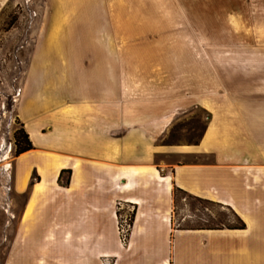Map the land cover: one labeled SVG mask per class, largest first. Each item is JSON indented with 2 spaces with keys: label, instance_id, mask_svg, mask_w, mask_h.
I'll return each instance as SVG.
<instances>
[{
  "label": "rangeland",
  "instance_id": "374dc122",
  "mask_svg": "<svg viewBox=\"0 0 264 264\" xmlns=\"http://www.w3.org/2000/svg\"><path fill=\"white\" fill-rule=\"evenodd\" d=\"M24 88L38 100L41 140L72 158L160 172L180 160L173 148L199 142L213 116L246 131L258 119L264 146V0H0V264H59L64 235L52 229L63 196L40 203L21 228L30 191L15 190L14 133ZM61 171L64 187L71 173ZM258 209L263 215L264 204ZM113 211L101 224L111 223L126 249L136 209L117 199ZM171 222L236 224L227 209L178 192ZM49 241L51 250L31 248Z\"/></svg>",
  "mask_w": 264,
  "mask_h": 264
},
{
  "label": "crops",
  "instance_id": "0c3cea01",
  "mask_svg": "<svg viewBox=\"0 0 264 264\" xmlns=\"http://www.w3.org/2000/svg\"><path fill=\"white\" fill-rule=\"evenodd\" d=\"M26 92L24 88L19 99L18 118L33 150L15 161V190L30 191L21 228H27L40 203L56 204L63 196L68 204L60 209L62 223L52 229L64 235L57 243L59 264L70 260L99 264V258H113L115 264H264V214L258 209L264 204V146L258 119L246 131L242 123L219 122L213 116L199 143L173 148L171 154L180 160L159 172L153 165L84 160L53 150L39 136L38 100ZM28 105L32 113L26 111ZM244 134L250 139L237 140ZM51 154L61 156L64 164L54 176L49 171L44 177L41 170L50 168ZM61 169L71 173L64 187L57 185ZM32 174L38 175L33 184L29 183ZM42 183L43 189L35 193ZM175 189L229 208L244 229H175L171 222ZM85 191L90 192L87 199L82 195ZM117 199L136 209L126 249H119L111 223L100 221L101 217H109L110 222L115 218L113 202ZM51 245L41 242L31 248L48 251ZM44 260L40 258L38 264Z\"/></svg>",
  "mask_w": 264,
  "mask_h": 264
},
{
  "label": "trees",
  "instance_id": "16d2710c",
  "mask_svg": "<svg viewBox=\"0 0 264 264\" xmlns=\"http://www.w3.org/2000/svg\"><path fill=\"white\" fill-rule=\"evenodd\" d=\"M198 143L199 142H196V143H193L192 145H197ZM14 145H15V157H18L21 154H24L26 152H29V151L33 150V146H32V144H31V142H30V140L28 138V135L25 133L22 125H20L19 130H17L14 133ZM63 173H69V171H61V175ZM60 176H59V179H60ZM176 192L183 193L182 191H180L178 189H175L173 191V204H174V197H175V193ZM183 194H185V193H183ZM192 198H194V197H192ZM194 199H196L198 201H203V202H206V203L214 204V203H211V202L206 201V200H202V199H198V198H194ZM226 209L232 214L233 218L235 219V221H236L235 225L204 226V227H197V229H201V230H219V229H222V228H226V229H229V230H243L244 227H245L243 222L229 208H226Z\"/></svg>",
  "mask_w": 264,
  "mask_h": 264
},
{
  "label": "bare ground",
  "instance_id": "6f19581e",
  "mask_svg": "<svg viewBox=\"0 0 264 264\" xmlns=\"http://www.w3.org/2000/svg\"><path fill=\"white\" fill-rule=\"evenodd\" d=\"M49 159L51 160V164H50V168H45L43 170H41V174L45 177V175H49V171L52 173V176H54L56 174V172L63 166L64 164V160L62 159L61 156L57 155V154H51L49 156ZM24 162V161H23ZM23 165V164H22ZM44 183L38 185L35 188V193H38L39 191H41L43 189ZM29 212V210H27V213Z\"/></svg>",
  "mask_w": 264,
  "mask_h": 264
}]
</instances>
